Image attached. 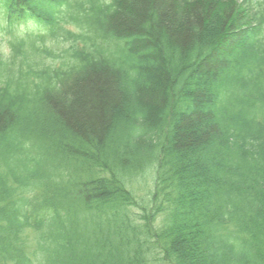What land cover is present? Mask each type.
Listing matches in <instances>:
<instances>
[{
	"label": "trees",
	"instance_id": "1",
	"mask_svg": "<svg viewBox=\"0 0 264 264\" xmlns=\"http://www.w3.org/2000/svg\"><path fill=\"white\" fill-rule=\"evenodd\" d=\"M0 11V264H264V0Z\"/></svg>",
	"mask_w": 264,
	"mask_h": 264
},
{
	"label": "rangeland",
	"instance_id": "2",
	"mask_svg": "<svg viewBox=\"0 0 264 264\" xmlns=\"http://www.w3.org/2000/svg\"><path fill=\"white\" fill-rule=\"evenodd\" d=\"M29 25H30V27H31L29 30H33L34 28H35V29L37 28V27H36L34 24H32V23H30ZM23 28H24V26L21 27V29H23Z\"/></svg>",
	"mask_w": 264,
	"mask_h": 264
}]
</instances>
